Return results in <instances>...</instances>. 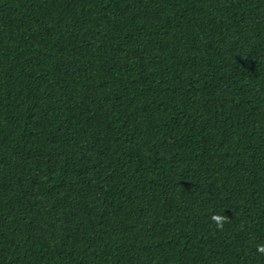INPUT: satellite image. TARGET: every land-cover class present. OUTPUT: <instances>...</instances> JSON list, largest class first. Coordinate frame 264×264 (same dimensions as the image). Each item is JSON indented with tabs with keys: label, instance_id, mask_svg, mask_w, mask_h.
<instances>
[{
	"label": "trees",
	"instance_id": "trees-1",
	"mask_svg": "<svg viewBox=\"0 0 264 264\" xmlns=\"http://www.w3.org/2000/svg\"><path fill=\"white\" fill-rule=\"evenodd\" d=\"M262 247L264 0H0V264Z\"/></svg>",
	"mask_w": 264,
	"mask_h": 264
},
{
	"label": "clouds",
	"instance_id": "clouds-1",
	"mask_svg": "<svg viewBox=\"0 0 264 264\" xmlns=\"http://www.w3.org/2000/svg\"><path fill=\"white\" fill-rule=\"evenodd\" d=\"M219 217L218 220H216L215 222L217 223V226H222V223L224 221V217L223 216H220V215H217ZM261 251H264V247L261 248Z\"/></svg>",
	"mask_w": 264,
	"mask_h": 264
}]
</instances>
